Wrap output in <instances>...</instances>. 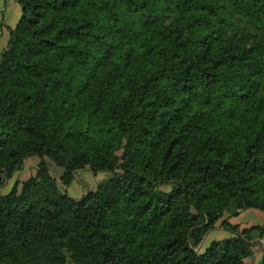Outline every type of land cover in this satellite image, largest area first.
Returning a JSON list of instances; mask_svg holds the SVG:
<instances>
[{
  "label": "trees",
  "instance_id": "obj_1",
  "mask_svg": "<svg viewBox=\"0 0 264 264\" xmlns=\"http://www.w3.org/2000/svg\"><path fill=\"white\" fill-rule=\"evenodd\" d=\"M16 1L0 264H247L264 222L229 216L264 211V0ZM84 167L107 174L75 198Z\"/></svg>",
  "mask_w": 264,
  "mask_h": 264
},
{
  "label": "crops",
  "instance_id": "obj_2",
  "mask_svg": "<svg viewBox=\"0 0 264 264\" xmlns=\"http://www.w3.org/2000/svg\"><path fill=\"white\" fill-rule=\"evenodd\" d=\"M5 7H6V0H0V50L7 43L8 28L15 26V24L17 23L18 15L20 14V7H19L18 8L19 9V13L18 12L16 13L17 16H16V14H14L13 18H8L6 20L5 14H4L5 13L4 12ZM30 157L34 158V162L36 161V157L35 156H28L26 158L22 168H25V164L28 163V161H29L28 159ZM27 166H28V164H27ZM29 166H31V165H29ZM30 170H31V168H30ZM30 170H29L28 174L30 173ZM106 174H107V172H105V171L93 172L88 167L80 168V169L75 171L74 177H73L72 181L69 183V185L67 186L66 190L71 196H73L75 198L80 197V195H82L86 191L94 188L96 183L99 180H101L103 177H105ZM21 177H24V176H21ZM246 209H249V208L241 209L236 214V216L235 215L229 216V220L231 222H239L242 226L243 225H249V224H252V223H256V222H250V221H253V220H250L251 219V215H249V214L247 215L248 218H245V222H243L244 218L241 215V213L244 212ZM254 209L257 212V214L259 213V214L262 215L261 219L258 222H264V211L259 210L257 208H254ZM235 217H238V218L234 220ZM259 238H261L264 241V237H259Z\"/></svg>",
  "mask_w": 264,
  "mask_h": 264
},
{
  "label": "rangeland",
  "instance_id": "obj_3",
  "mask_svg": "<svg viewBox=\"0 0 264 264\" xmlns=\"http://www.w3.org/2000/svg\"><path fill=\"white\" fill-rule=\"evenodd\" d=\"M18 8H19V5H18V2L16 0H11V1L10 0H6V7L4 9V12H5L4 14H5L6 20L8 18H13L14 17V14H16L17 12L19 13V9ZM16 16H17V14H16ZM19 16H20V14L18 15V19H19ZM18 19H17V21H18ZM3 48H1V50ZM28 160H29L28 163L25 164V168H21L20 170H18L17 173L15 172L13 174V176H10V178H8L6 180L5 184L1 188L2 191L8 190L10 188V186L12 185V183H13V181H14V179L16 177H18V176H26L28 174V172H29V170L31 168V166H29V165H32L33 164L34 158L30 157ZM27 164H28V166H27ZM53 166L55 167L54 164H53ZM53 190L56 191V192L59 191L56 185L53 186ZM88 191H86L85 193H87ZM85 193H83V194H85ZM248 214L251 215V219L250 220H253V221H250V222H258L261 219V217H262L261 214H259V213L257 214V212L255 211L254 208H249V209H246L244 212L241 213V215L244 218V221L243 222H245V218H248L247 217ZM235 216H236V214H235ZM237 218L238 217H235L234 220L237 219ZM226 232H227L226 229L223 228L219 224V222H217V224L213 228L208 229L204 233L203 238L195 246V248L197 250H199V251L203 250L204 247L212 239L221 238V237H224L226 235H229V232H227V233ZM254 240H255V242H254L253 247H252V253H251V255L245 257V261H246L247 264H259L260 261H261L262 247L264 245V241L261 238H259V237H255Z\"/></svg>",
  "mask_w": 264,
  "mask_h": 264
}]
</instances>
